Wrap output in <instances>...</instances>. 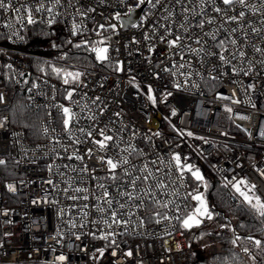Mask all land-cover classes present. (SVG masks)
<instances>
[{
	"label": "built area",
	"instance_id": "1",
	"mask_svg": "<svg viewBox=\"0 0 264 264\" xmlns=\"http://www.w3.org/2000/svg\"><path fill=\"white\" fill-rule=\"evenodd\" d=\"M80 2L88 7H96L98 0ZM136 2L137 0H127V4L132 7H135ZM73 3H77V0H73ZM108 4L110 6L98 7L97 13L89 14L90 17L94 15L96 21L106 23L104 18L110 13L120 11L123 14L127 11L125 5L117 4L115 0H108ZM137 10H141L139 17H142L147 7L141 6ZM59 11L61 15L52 25L47 23L46 13L36 14L38 23L34 25L60 30L71 38L98 39L91 31L96 24L90 18L84 20L88 32L71 36L74 9H68L67 14L62 8ZM13 17L14 14L9 12H0V93L5 97V103L0 104V120L8 118L5 127L0 128V159L6 161L5 165H0V264H194V252L180 229V222L172 219L157 224L155 219L149 220L148 217L155 208L138 211L137 216L145 219L143 227L138 226L137 216H133L126 228L113 226L108 229L102 223L101 214L94 209L88 210L87 218L83 217V205L88 203L91 206L95 201H72L66 198L62 189L67 185L63 180L73 177V187L80 180L86 182L79 185L82 187H91L96 181H89L87 174L77 175L71 171V168L78 171L82 167L81 161L55 158L52 153V137L60 139L61 143L55 147L63 157L75 149L84 154L89 147L95 150V146L76 130L86 126L85 120H81L73 129L74 138L78 137L82 143L73 144L68 135L62 132L56 110L47 107L53 103L50 100L53 93L49 86L43 84V80L47 79L49 85H55L59 90L56 92L55 102L69 106V102L62 98L65 86L54 75L44 76L39 71L40 67L45 66L35 65L34 53L27 49V29L31 25L21 29L15 24ZM250 19L256 18L250 16ZM77 22H80L79 18ZM153 22L150 18L144 29L139 30L118 27V34L112 35L109 41L112 46L110 55L123 63L124 71L116 72L107 65H103L101 69L76 65L82 71L86 68L87 74L83 77L86 87L78 89L74 98L81 99L83 92H87L89 97L101 96L107 105L102 122L107 123L111 118L114 123L109 127L116 129L125 142H130L145 154L134 156V163L141 164L142 161L156 160L159 157L164 161L161 167L168 171V161L172 154H179L182 164H191L200 169L206 183L210 179L218 180L224 189L229 213L246 208L264 226L261 218L242 202L231 184L224 186L228 181L235 183L242 179L247 181L248 186L255 185L253 191L264 199V137L260 135V130L264 129V64L256 63L253 71L245 76L242 73L233 74L232 66L221 65L215 58L205 66L196 61L193 67L200 74H194L185 85L183 76H173L171 72L163 71L166 67L171 68L173 62H178L179 57H170L167 45L158 40L143 39V32L151 34ZM112 23L119 25L120 21L113 20ZM5 24H12L13 27L6 28ZM13 31H17L18 36H12ZM133 36L140 41L138 44L131 43ZM252 42L258 46L264 45V40L256 37H253ZM151 44H155V48L149 52ZM117 48L118 53L112 51ZM248 56L261 59L259 54H253L250 50ZM48 61L58 67L67 64L56 63L52 59ZM7 63L13 65L16 73L3 68ZM214 65L217 69L212 72L213 76H217L215 80L208 74ZM234 65L245 70L248 66L247 61L242 65L234 62ZM18 72L25 75L21 77ZM133 77L135 81L130 84L129 80ZM25 79L29 80V84L23 83ZM31 82L41 84L39 93L37 90L32 93L27 91L28 106L41 114L39 128L42 140L37 142L27 141L24 130L12 124L9 112L12 105L11 86L28 88ZM176 83L182 86L176 88ZM249 84L254 87L248 88ZM149 87L152 88L155 103L147 98ZM220 95L238 99L241 103L233 104L231 100L219 99ZM29 96L32 98L29 99ZM225 106L231 107L233 111H225ZM49 110L53 113L51 118L46 114ZM74 111L79 112V109L74 108ZM115 112H120L121 115L116 117L113 115ZM241 116L247 119H240ZM46 126L49 127L48 135L43 133ZM52 128H55V133L51 131ZM189 132L192 133L191 136L188 135ZM156 133L159 135H155ZM64 147L68 148V153L63 151ZM108 155L114 156L115 152L110 151ZM84 163L89 168H100L95 156L91 160L85 157ZM48 164L54 165L51 173L48 171ZM65 164L70 165V168H63ZM59 171L65 172L66 176L62 178ZM105 174L103 170L95 173L98 177ZM178 176L179 173L173 167L170 178L177 185L181 183ZM49 179L55 182V187L46 183ZM182 183L184 187L179 188L181 197L194 189L200 192L205 190L203 183L197 182L187 172ZM8 184L14 185L15 191H9ZM241 187L242 190H248L243 185ZM70 194L72 193L69 192ZM160 199L174 197L161 196ZM177 203L181 206V213H177L172 205L169 210L161 211H168L169 215H182L184 211H190L197 202L189 198L187 209H184L182 199L177 200ZM210 211L213 219H204L202 225L210 227L213 234L229 236L231 227L221 228V225L228 224L218 223L214 211ZM73 222L77 225L75 228L71 226ZM108 232H114L115 235L110 236L109 240L99 238ZM76 236L80 239H76ZM112 239H115V245L110 244ZM99 249H104L103 255H100ZM129 251L132 252L131 256L127 255ZM61 255L65 256L64 261L57 259Z\"/></svg>",
	"mask_w": 264,
	"mask_h": 264
},
{
	"label": "snow or ice",
	"instance_id": "2",
	"mask_svg": "<svg viewBox=\"0 0 264 264\" xmlns=\"http://www.w3.org/2000/svg\"><path fill=\"white\" fill-rule=\"evenodd\" d=\"M115 2L125 5L127 11L123 14L120 11L110 13L104 18L106 23L96 21L95 16L90 17L89 14L97 13L98 7L110 6L108 0H98L96 7L85 6L80 0H77L75 4L73 0H0V12L14 14L15 24L22 29L27 25L38 23L36 14L46 13L47 23L52 25L56 22L57 17L61 15L59 9H64L66 14L68 9H74L75 15L71 17L70 35L76 37L88 32L89 29L84 25V20L90 18L96 24V27L91 29V31L95 33L98 39L85 38L79 42L69 40L67 43L76 49H82L86 53L94 54L95 62L100 65L110 66L116 72L124 71V67L118 58L110 55L112 46L109 41L112 35L118 34V27L120 29H144L145 23L150 18L154 21L152 31L150 35L143 32V39L146 41L158 40L160 43L167 45L170 57H179L178 62H173L171 68L166 67L163 71L171 72L173 76L177 74L183 76L185 85H187L194 74H200L193 67L196 61L205 66L207 63L212 62V58H215L221 62V65L232 66L231 71L233 74L239 75L242 73L245 76L253 71L256 63L264 64V45L258 46L252 42L253 37L264 40V0H137L135 7L128 5L127 0H115ZM141 6L147 7L145 15L139 17L138 20L133 19L136 9H140ZM250 16L256 19L252 20ZM77 18H79V23ZM113 20L120 21L119 25L112 23ZM256 23L259 26H254ZM230 25L232 26L229 27ZM4 27L12 28L13 25L5 24ZM104 33L110 34L104 35ZM12 36H18V32L13 31ZM139 42L133 36L131 43L138 44ZM53 46L57 47V45ZM154 48L155 44H151L148 48L149 52L153 51ZM249 50L253 54H259L261 59L249 58ZM112 51L118 53L119 49H112ZM59 59L68 61L69 54L65 52ZM84 59L86 60L87 57ZM244 61H247L248 65L246 70L243 67L234 65V62L242 65ZM44 64L46 67H40L39 71L44 76L54 75L65 86L62 98L69 102V106L55 102L56 92L59 90L55 85H49L47 79L43 80V84L49 86L53 93L50 96V100L53 103L47 107L56 110L62 132L68 135L73 144L82 143L78 137L74 138L73 129L80 124L81 120H85L87 122L86 126L78 127L76 130L86 136L88 141L95 146V150L89 147L84 154H80V150L75 149L66 157H63L56 151L55 147V145L61 143L60 139L56 136L52 137V153L55 158L81 161L82 167L78 171L76 168H71V171L77 173V175L87 174L89 181H96L91 187H82L79 185L86 182L80 180L77 182V186L73 187V177L63 180L67 186L62 191L67 199L72 201H95L91 206L85 203L81 208L84 218L89 216L88 210L94 209L101 214L102 223L108 229H112L113 226L126 228L131 222V218L137 216L138 211H148L151 208L156 210L152 212L148 219H155L157 224L162 221L175 219L180 222L182 227L191 228L203 223L204 219H213V213L209 210L204 195L198 189L186 192L183 197H181L179 192V188L184 187L182 181L186 172L190 173L191 177L197 182H202L205 189L207 188V183L199 168L187 163L182 164L181 156L176 153H173L168 161V171L161 167L164 161L159 157L156 160L142 161L141 164L134 163L132 159L134 156H144L145 154L130 142H125L123 136L116 129L109 127L110 124L114 123L111 118H109L107 123L102 122L101 118L104 116L107 105L101 99V96L89 97L87 92H83L81 93V99L77 100L74 98L78 89L86 87L83 77L87 74V69L85 68L82 71L75 64H66L59 67L47 61ZM3 68L9 70V72L16 73V69L11 63L4 64ZM216 70L214 65L208 72L213 80L217 79V76L212 75V72ZM17 74L21 77L25 75L23 72H18ZM28 75L31 74L29 73ZM8 78L11 79L12 77ZM134 81L135 78L133 77L129 80V83L132 84ZM23 83L27 85L29 80L25 79ZM181 86L180 83L175 85L176 88ZM100 87H103L102 83ZM137 87L139 86L137 85ZM252 87L254 85H248V88ZM33 90H37V93H39L41 84L31 82L27 91L32 93ZM147 91L148 100L155 103L156 99L152 95V88L149 87ZM168 95H171V93H168ZM233 95H235V92ZM31 98L29 96V99ZM218 98L231 100L233 104L241 103L240 100L232 99V97L227 95H220ZM3 103H5V97L0 93V104ZM74 108H78L79 112L74 111ZM225 111L231 113L233 109L225 106ZM46 114L50 118L53 115L51 110ZM113 115L119 117L121 114L120 112H115ZM240 119H247V117L241 116ZM7 120V117L0 120V128L5 127ZM102 123L103 126H101ZM51 131L55 133L56 130L52 128ZM43 133L48 135L49 127H44ZM155 135H159V133ZM188 135L191 136L192 133L189 132ZM260 135L264 137V129L260 130ZM122 144L124 145L123 147L121 146ZM63 151L68 153V148L64 147ZM110 151L115 152V155H108ZM47 155L48 153L46 152L45 156ZM93 156L98 161L100 168L95 166L89 168L88 164L84 163L85 157L91 160ZM16 163L18 164L19 161H16ZM5 164L6 161L0 159V165ZM53 167V164L47 165L50 173ZM56 167L59 168L60 166ZM62 167L69 169L70 165L65 164ZM173 167L179 173L178 179L181 181L179 185L170 178ZM100 170L105 171V176L98 177L95 175ZM58 174L62 178L66 176L63 171H59ZM102 181H110V183ZM46 183L55 187V182L52 179L47 180ZM229 184H231L235 193L242 198V202L264 221V199L253 191L256 186H248L247 181L242 179L235 183L228 181L224 186L228 187ZM242 185L248 190H242ZM7 188L9 191H15V187L12 184H8ZM69 192L72 194L69 195ZM161 196H172L174 199H160ZM189 198L197 203L190 211H184L182 215H169L168 211H161L169 210V206L172 205L177 213H181L182 209L177 200L182 199L184 202L183 207L187 209ZM137 220L138 226L143 227L145 224L144 217L137 216ZM92 222L96 223V221ZM71 226L75 228L77 225L73 222ZM220 227L226 228L230 227V225H221ZM241 227H244V225L242 224ZM232 231L235 234V229H232ZM114 235V232H108L99 238L109 240V237ZM76 239H80V237L76 236ZM243 239L254 245L255 248L264 251V240L252 235H247ZM241 240V236L235 235L231 243L237 245ZM110 244L115 245V239H112ZM98 251L100 255L104 254V249H99ZM242 251L253 261L256 260V257L252 255L248 247L242 248ZM113 254L115 255V253ZM127 255L131 256L132 252L129 251ZM57 259L64 261L66 258L61 255Z\"/></svg>",
	"mask_w": 264,
	"mask_h": 264
},
{
	"label": "trees",
	"instance_id": "3",
	"mask_svg": "<svg viewBox=\"0 0 264 264\" xmlns=\"http://www.w3.org/2000/svg\"><path fill=\"white\" fill-rule=\"evenodd\" d=\"M85 38L97 39L95 37L71 38L60 30L49 29L41 25H31L27 29V49L34 53V64L39 67H46L44 62H49L48 60L52 59L56 63L64 62L89 68H103V65L95 62L94 54L76 49L67 43L69 40L79 42ZM53 45H57V47ZM65 52L69 54L68 61L59 59ZM85 57H87L86 60ZM10 89L12 105L9 112L12 124L24 130L27 141H41L42 136L39 128L41 114L28 106L27 88L11 86ZM207 184L209 185L208 198L211 209L215 213L216 221L220 224L227 223L230 225L231 234L229 236L216 235L211 232L210 227L203 225L184 229L180 224V229L185 233L187 242L194 252V264H264V251L255 248L254 245L243 239L247 235H252L264 240L263 224L257 221L246 208L235 213H229L222 185L218 180L212 179ZM242 224L244 227H241ZM232 229H235V234ZM235 235L242 237L237 245L231 243ZM244 247L251 250L252 255L256 257L255 261L242 251Z\"/></svg>",
	"mask_w": 264,
	"mask_h": 264
},
{
	"label": "rangeland",
	"instance_id": "4",
	"mask_svg": "<svg viewBox=\"0 0 264 264\" xmlns=\"http://www.w3.org/2000/svg\"><path fill=\"white\" fill-rule=\"evenodd\" d=\"M69 64V63H68ZM209 185L207 184V188L204 190V191H202L201 193L204 195V197H205V199H206V201H207V204H208V206H209V210H211V206H210V202H209V198H208V192H209ZM202 225V223L200 224V225H198V226H201ZM193 227H195V226H193ZM184 228V227H183ZM192 228V227H191ZM184 229H190V228H184ZM183 231V230H182Z\"/></svg>",
	"mask_w": 264,
	"mask_h": 264
},
{
	"label": "water",
	"instance_id": "5",
	"mask_svg": "<svg viewBox=\"0 0 264 264\" xmlns=\"http://www.w3.org/2000/svg\"><path fill=\"white\" fill-rule=\"evenodd\" d=\"M141 13V10H137L134 14H133V19H137L139 17Z\"/></svg>",
	"mask_w": 264,
	"mask_h": 264
}]
</instances>
